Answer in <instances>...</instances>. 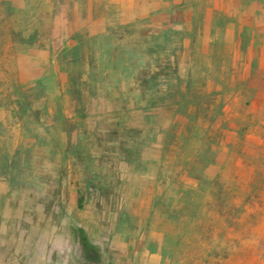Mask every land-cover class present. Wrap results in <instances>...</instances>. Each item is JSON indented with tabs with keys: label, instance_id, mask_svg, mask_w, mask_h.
Here are the masks:
<instances>
[{
	"label": "rangeland",
	"instance_id": "374dc122",
	"mask_svg": "<svg viewBox=\"0 0 264 264\" xmlns=\"http://www.w3.org/2000/svg\"><path fill=\"white\" fill-rule=\"evenodd\" d=\"M19 1L0 2V264H264V103L203 50L202 8L189 31ZM47 9L65 36L20 81Z\"/></svg>",
	"mask_w": 264,
	"mask_h": 264
},
{
	"label": "crops",
	"instance_id": "0c3cea01",
	"mask_svg": "<svg viewBox=\"0 0 264 264\" xmlns=\"http://www.w3.org/2000/svg\"><path fill=\"white\" fill-rule=\"evenodd\" d=\"M2 0H0L1 2ZM4 1V0H3ZM49 6L51 0H44ZM19 5L20 1L15 0ZM120 6L118 18L121 21L143 19L154 22L158 19L169 24H184L189 31L196 13L195 7L202 8L200 16V36L204 51L222 49L227 57L229 69L238 71L232 80L241 81L254 91L251 102L264 103V0H110ZM77 5H74V8ZM50 13L51 44L29 49L28 67L17 59L16 69L20 81L38 75L39 63L47 59L50 47H58L59 33L67 28V18L63 13ZM90 14V13H89ZM91 16L88 20H91ZM93 19V18H92ZM96 20V19H94ZM67 33V32H66ZM67 35V34H66ZM190 41V40H189ZM32 56V57H31Z\"/></svg>",
	"mask_w": 264,
	"mask_h": 264
},
{
	"label": "trees",
	"instance_id": "16d2710c",
	"mask_svg": "<svg viewBox=\"0 0 264 264\" xmlns=\"http://www.w3.org/2000/svg\"><path fill=\"white\" fill-rule=\"evenodd\" d=\"M81 202H82V197H81V196H79V197L77 198V203H78V205H80V204H81Z\"/></svg>",
	"mask_w": 264,
	"mask_h": 264
}]
</instances>
